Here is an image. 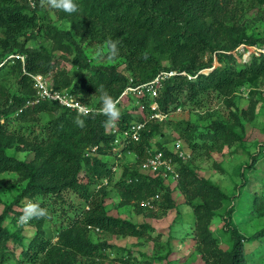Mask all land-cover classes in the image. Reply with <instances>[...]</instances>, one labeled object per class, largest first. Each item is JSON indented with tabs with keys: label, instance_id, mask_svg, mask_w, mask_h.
<instances>
[{
	"label": "trees",
	"instance_id": "trees-1",
	"mask_svg": "<svg viewBox=\"0 0 264 264\" xmlns=\"http://www.w3.org/2000/svg\"><path fill=\"white\" fill-rule=\"evenodd\" d=\"M245 1L73 0L78 10L69 14L47 5L41 6V0H32L34 6L30 5L29 0H0V172H18L26 179L13 202L2 204L0 264L16 258L15 250L18 248L20 257L13 260L15 264H102L113 253L115 256L110 262L139 264L141 261L134 258L126 247L92 240L93 234H110L146 242L157 241V237H151L152 229L148 224L137 225L128 219L110 215L106 204L108 198H117L118 201L111 205L115 209L133 208L137 214L148 212L147 215L151 216L156 211L144 209L140 202L159 195L158 210L161 214L167 213L177 206L173 198L176 191L193 210L198 254L202 247L205 253L212 248L214 259L211 264H249V260L264 264V229L255 234H245L230 220V216L238 212L256 213L258 217L264 215V179H261L258 193L248 190L250 176L256 181V175L264 169V148L256 145L255 152L249 156L250 162L244 166L243 172V168L239 171L242 183L235 188L237 195L228 196L218 186L198 177L190 165L191 161L179 159L161 141L165 139L161 129L166 126H172L177 139L190 153L218 149L216 144L219 141L232 136L239 139L223 123L209 125L203 139V134L196 132L194 125L183 121L171 122L173 113L186 112L189 105H192V109L199 108V105H193L198 104V100L208 92L214 93L215 98L230 109L231 117L241 131L244 126L239 119L253 116L254 102H250L252 105L249 108L241 109L230 97L240 87L247 86L252 96L255 94L253 89L264 86V56L252 57L249 62L242 63L230 54L241 43L264 47V36H247L235 29L239 18L246 16ZM250 1L264 5V0ZM200 13L208 21L196 27ZM56 20L67 22L68 31L48 28L56 24ZM168 27L174 32L163 36L165 33L162 32ZM52 31L60 36L63 45L72 47L73 59L54 56L39 46L40 36H47ZM85 35L99 43L109 39L118 41V52L126 59L125 70L130 72L136 85L151 81L159 72H176L177 75L162 82L154 99L147 95L142 98L127 96L133 111L118 102L116 107L120 115L112 123L107 122L106 115L79 114L75 108L65 107L49 98H41L39 103L26 106L37 96L32 77L51 74V62L53 60L55 65L58 59L69 62L78 72L86 71L90 75L70 85L68 76L64 78V72L59 73L49 85L51 92H67L76 101L95 109L101 107L98 91L101 85L115 100L119 98L129 83V77L125 78L112 67H92L79 46ZM75 37L78 39L75 40ZM27 43L31 46L28 47ZM205 54L210 57L203 63ZM19 56L24 57V65ZM198 57L200 61L196 59ZM163 61H168V65L163 66ZM214 61L219 66L208 74H199L204 69L212 68ZM175 62L181 64L175 65ZM145 68L149 71L145 72ZM187 75L195 78L188 80ZM118 84H121L119 89L114 91ZM254 92L264 100L262 89H259L260 93ZM86 96L98 99L87 101ZM152 102L157 104L156 111L150 109ZM39 113L50 118L40 130L41 137L45 133L46 138L38 140L35 135L30 148L34 151L46 150V153L31 162L17 161L1 154L12 145L10 136L5 134L7 125L13 120H24ZM154 113L161 114L164 119H150ZM78 115L84 121V127L75 122ZM144 121L147 122L138 141L122 142L121 134L131 123ZM111 125H114L116 134L111 133ZM116 140L118 142L115 143ZM49 142L54 147L49 148ZM92 148H96V151L87 155V150ZM113 148L119 149L122 159L113 152ZM149 149L172 157L178 174L175 183L166 182L161 175L154 177L140 170ZM113 167L121 169L117 180L113 179L117 170H112ZM104 180H107L106 186L99 191H90L92 182L102 183ZM66 193L76 194L84 204L73 219L67 214L69 227L54 231L57 240L53 242V237L51 239L44 235L41 230L45 221L48 222L46 216L33 217L26 224L35 226V235L23 248L25 238L21 225L16 223L24 213L22 202L37 204L47 214L54 211L52 204L62 201ZM195 199L200 200V204L195 205ZM220 205H223L227 221L216 232L218 237L212 236L210 239L206 229L212 217L209 214L210 211H218ZM11 214H15V217L11 218ZM62 214L66 213L62 211ZM7 221L11 225H7ZM220 238L222 243L218 241ZM10 244L14 245L11 250L8 247ZM221 244L226 249H221ZM246 244L256 246L252 253L245 251ZM167 253L170 255L173 252L168 249Z\"/></svg>",
	"mask_w": 264,
	"mask_h": 264
},
{
	"label": "rangeland",
	"instance_id": "rangeland-1",
	"mask_svg": "<svg viewBox=\"0 0 264 264\" xmlns=\"http://www.w3.org/2000/svg\"><path fill=\"white\" fill-rule=\"evenodd\" d=\"M245 7L247 8L246 16L244 15L242 18L240 17L236 23L233 22L235 23L236 31L246 33L247 36L263 37L264 5L260 6L255 2L246 0ZM205 21H208V18L205 17L203 13H200L199 19L196 21V27ZM55 23L56 24H51L48 28L52 29L55 27L58 31H68L69 24L67 22L56 20ZM112 29H114V25L112 26ZM173 32L174 30L168 27L162 33H165L163 36H169L172 35ZM40 37L41 39L38 40L39 46L47 52L54 56H65L70 60L73 59L74 53L72 47L63 45V40L59 35L55 34L54 31L50 32L47 36L41 35ZM77 39L78 37H75V40ZM148 40H150V38ZM106 42L99 43V41L91 40L89 35H85L82 41L79 42V46L83 51V55L86 56L92 67H112L117 73H122L125 78H131L130 72L125 70V57L119 54V52L116 56H111ZM27 45L28 47L31 46L30 43H27ZM209 57V54H205L202 57V62L206 63L209 60ZM196 59L200 61L201 58L198 57ZM180 64L181 63L179 62H175V65ZM162 65L167 66L168 61H163ZM51 66L53 72L44 76L46 83L49 85L52 84V81L62 72L65 74L64 78L68 76L70 85H73L76 81H80L79 79H84L90 75V73L86 71L78 72L69 62H65L61 59H58L55 65L52 60ZM217 66L219 65L216 62L215 67ZM210 69L212 71L214 65ZM144 71L147 72L149 69L145 68ZM74 73H77V75L75 76ZM121 84L115 85L113 90L117 91ZM259 89L261 90V87L253 90L259 92ZM249 91L250 89L247 86L240 87L234 92V94H232V96H230L231 101L233 100L241 109L249 108L252 105L250 102L255 103L252 111L253 116L248 119H239L244 126L243 131L238 128L234 118L231 117L230 109L224 106V104L220 102L221 100L216 99L215 94L212 92L205 93V96L198 100V104L193 105V107L199 105V108L195 107L192 109V105H189L190 108H187L186 112H176L170 116L172 123L183 121L194 125V130L203 134V139L206 137L205 134L208 129L207 127L213 123L225 124L234 135L239 137L238 140L233 136L229 137L227 140H221L216 144L218 149L211 151L205 149L199 152L191 151L192 153H190V151L183 145L185 152L190 156L189 159L185 161H191L190 165L196 171L198 177L206 179L212 184L218 186L228 196L237 195L235 188L242 183L239 171L243 168V172L244 166L250 162L249 156L255 152L256 145L264 148V100L262 96L254 91L253 93L255 94L250 96ZM212 94H214V96H212ZM85 98L87 101L98 99L94 98V96H86ZM120 104L122 107H128L130 111H133L132 106L129 104L128 97L123 98L120 101ZM118 107L121 108L120 106ZM190 109L193 112L190 111ZM49 119V116L39 113L28 116L24 120H13V122L7 125L5 132L6 135L10 136L12 145L9 148H5L1 154L4 153L7 157L14 158L17 161L31 162L32 160L37 159L40 155L46 153V150L34 151L30 148V143L35 135L38 140L46 138L45 133H43L41 137L40 130L46 126ZM161 130L164 131L165 134V139L161 141L167 144V148H170L174 141L173 139H177V133L174 132L172 126H166ZM47 146H49V148L54 147L52 142H49ZM219 147H221L220 150ZM120 173L121 169L118 167L117 171L114 173L113 179L117 180ZM256 176V181H253L252 176L249 178L250 186L248 187V190L251 191V193H258V190L261 189V182L264 179V169H262V171ZM101 182L102 183L97 181L92 182L91 185H89L90 191H92V189L94 192L97 190L99 191L103 186H106L105 181ZM25 183L26 179H24L23 174L21 173L9 170L0 172V214L3 208L2 204L8 205L12 203L13 199L18 195ZM238 190L241 191L239 187ZM107 192H109V190H107ZM173 198L176 201L177 206L168 210L167 213L162 214L157 209L158 211L152 213L151 216L147 215L149 214L148 212L137 214L133 208H113L111 205L118 201L115 197H113V199L108 198V201L106 202L109 206L108 211L110 215L128 219L137 225L148 224L152 229L150 232L151 237H157L156 242H154V240L146 242L142 239L138 240L110 234H93L92 240L95 242L106 241L117 247H126L131 253H133L134 258L141 261L139 264H211L214 259L211 255L213 252L212 248H209L207 253H205L206 250L203 249V247L200 254L196 252V243L198 242V239L193 228V210L190 206L185 204L184 197H182L179 192L176 191L173 194ZM25 202L26 201L22 202V210L23 203ZM193 203L198 205L200 204V200L195 199ZM83 205V201L76 194H64L62 201L52 204L54 211L47 212L46 214V220H48V222L45 221V224H43L41 228L44 235L49 236L51 239L53 237V242H55L56 238L54 237L57 236L54 235V231H63L65 228H68L67 214L73 219L75 214L79 213V210ZM48 208H51V206H48ZM218 209V211H210L211 213L209 214V216L212 217L206 229L208 230L207 232L210 239L212 236L218 237L215 235L216 232H218L227 221V216H225L223 212V205H220ZM13 211L16 213V210ZM62 211L66 214H62ZM241 213H244V215ZM250 213L251 212H238L233 216H230V220H232L234 224H237L239 229L242 228V233L245 234H255L264 229V215L258 217L256 213ZM14 217L15 214H11V218ZM18 221L19 220H16V223L17 225H21L22 235L25 238L23 241V248H25L34 237L36 228L33 225L19 224ZM6 224L11 225L10 221H7ZM147 235L148 234L146 233L145 236ZM218 241L219 243L223 242L222 239ZM154 243L156 245H154ZM13 246V244H10L8 246L9 250H11ZM220 247L221 249H226L224 244H221ZM255 247V245L246 244L245 251L247 253H252V250ZM168 249L173 252L172 254L170 253L171 256L167 253ZM15 255L16 258L20 257L19 248L15 250ZM114 256V253L111 256L109 254L108 259L102 264H119L116 262H110ZM16 258L10 259L6 264H15L13 260ZM135 263L138 262H133V264ZM249 264L255 263H252L249 260Z\"/></svg>",
	"mask_w": 264,
	"mask_h": 264
},
{
	"label": "built area",
	"instance_id": "built-area-1",
	"mask_svg": "<svg viewBox=\"0 0 264 264\" xmlns=\"http://www.w3.org/2000/svg\"><path fill=\"white\" fill-rule=\"evenodd\" d=\"M230 54L234 55V57L242 62L247 63L252 57H259L264 56V48L259 47L256 45H245L240 44L238 45L235 50L230 52ZM173 72H159L156 77L143 84H134L132 78H129V83L127 87L123 90L121 93V96L119 97V100L123 99L127 96H133L135 98H142L145 95H147L149 98H155L157 96L158 89L161 87V84L164 80L169 78L170 76L174 75ZM35 88H36V94L37 99L34 102H30L29 104L37 103L41 98H49L51 100L58 101L61 105L65 107H72L77 109L79 113L81 112L80 103L76 101L75 99L70 96L69 93L63 92V93H57V92H51V90H48L45 82L41 80V78L37 77L35 78ZM264 89V87H263ZM138 104V103H136ZM143 107L141 106V109ZM150 109L152 111L157 110V104L155 102H152L150 104ZM150 119H158L159 121H162L164 119V116H162L159 113H154ZM147 121L144 122H133L131 125L123 131L121 134V140L122 142H132V141H138L140 132L145 128V124ZM111 133L116 134V130L114 129V125H111ZM118 142V140L115 141V143ZM183 142L179 139L174 140L172 143L169 151L177 156L179 159L185 161L189 159V154H187L183 148ZM186 148V147H185ZM118 148H113V152L117 154V156L120 158L121 153L118 151ZM96 151V148H92L91 150H87V155L92 154ZM115 171V168H113ZM140 170L151 174L152 176H158L161 175L163 179H165L166 182L170 181L172 183H175L178 179V174L175 171L174 168V162L172 157H165L164 153L162 151H158L156 149H149L146 152L145 159L140 164ZM160 201V196L155 195L154 197H151L145 201H141V206L149 211H157V203Z\"/></svg>",
	"mask_w": 264,
	"mask_h": 264
},
{
	"label": "clouds",
	"instance_id": "clouds-1",
	"mask_svg": "<svg viewBox=\"0 0 264 264\" xmlns=\"http://www.w3.org/2000/svg\"><path fill=\"white\" fill-rule=\"evenodd\" d=\"M29 3H30V5H32V0H29ZM44 5H47L48 7H51V8L57 9V10H62V11L66 12V13H69V14H71L73 12H76L78 10V6H77V4H75L73 2V0H41V6H44ZM32 6H34V5H32ZM117 43H118V41H112L111 39H109L106 42V45L108 47V50H109V53H110L111 56H116L118 54ZM241 44H244V43H241ZM245 45H247V44H245ZM19 58L21 59V61H23V65H24V57L19 56ZM215 64H216V61L213 62L214 67H215ZM210 71H211V69H204V70L200 71L199 74H208ZM167 73H169V72H167ZM173 73H175V74L172 75V76L177 75L176 72H173ZM172 76H170V77H172ZM37 77L41 78V80L45 82V85H46L47 89L52 91V88L49 86L48 83H46V79H45L44 76L35 75L32 78L35 81V78H37ZM194 78L195 77H191V76L187 75V79L188 80H191V79H194ZM34 85H35V83H34ZM263 87L264 86L261 87L262 91H264ZM34 89L36 91L35 86H34ZM98 91L100 92V103H101V107L99 109H95L93 107H88V106L82 104L78 100V102L80 103V105H82L81 112H83V113H79L78 111L77 112L79 114L100 113V114L106 115L108 117V121H107L108 123H112V122H114L115 120H117L119 118L120 113H119V110L116 107V104L118 102H120L122 99L119 100V98H118L117 100H115L104 89L103 85L100 86V88L98 89ZM36 99H37V96L32 101L27 102L26 106L34 105V104L39 103L40 100L37 103L29 104L30 102H34ZM75 122L77 123L78 126L84 127V121L80 118V115L77 116ZM119 159H122V154H121V156H120ZM113 168H112V170H113ZM116 168L117 167H115V169ZM104 181L107 184V180H104ZM23 209H24V213H23V215L20 217V219L18 221L19 224H26L33 217L39 218V217L46 216V211L44 209H40L37 204H33V203H29L28 204V202H25V203H23Z\"/></svg>",
	"mask_w": 264,
	"mask_h": 264
}]
</instances>
